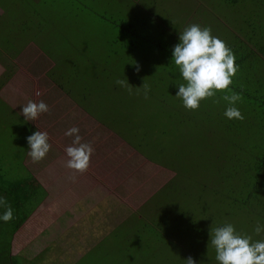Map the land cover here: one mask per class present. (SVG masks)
I'll use <instances>...</instances> for the list:
<instances>
[{
  "label": "rangeland",
  "instance_id": "374dc122",
  "mask_svg": "<svg viewBox=\"0 0 264 264\" xmlns=\"http://www.w3.org/2000/svg\"><path fill=\"white\" fill-rule=\"evenodd\" d=\"M192 24L248 52L230 85L242 120L224 116L223 92L195 111L175 97L172 50ZM248 36L264 38V0H0V51L18 54L0 53L15 68L0 98L24 119L30 100L49 107L27 121L51 144L38 162L10 150L20 131L0 113L2 165L47 192L15 237L17 264H217L210 230L225 222L264 239V55ZM72 127L94 149L83 173L66 167Z\"/></svg>",
  "mask_w": 264,
  "mask_h": 264
},
{
  "label": "clouds",
  "instance_id": "9594fccd",
  "mask_svg": "<svg viewBox=\"0 0 264 264\" xmlns=\"http://www.w3.org/2000/svg\"><path fill=\"white\" fill-rule=\"evenodd\" d=\"M179 42L172 50V64L179 69L184 83L178 85L176 98L182 100L187 110H198L201 102L215 98L217 92L225 93L223 99L227 107L224 116L227 119L242 120L244 117L236 106L241 100L240 93L233 91V77L238 72L234 52L219 37L212 34L210 27L192 24L179 32ZM120 87L131 89L127 78L116 80ZM145 99L149 89L143 84ZM38 94V93H37ZM49 112L48 105L43 102L29 101L22 107L25 121H35ZM80 129L72 127L65 132L66 136L74 137L72 146L65 149L69 158L66 167L76 172L87 171L93 154L91 144L82 143ZM29 150L27 154L33 161L46 157L51 149L47 132L36 131L27 137ZM0 223H8L13 219L14 210L4 197H0ZM257 236L264 233V224L257 221L254 228ZM209 246L215 250L217 264H264V239L254 240L251 235L237 231L232 223L225 222L222 226L210 230ZM186 264H196L189 257Z\"/></svg>",
  "mask_w": 264,
  "mask_h": 264
},
{
  "label": "trees",
  "instance_id": "16d2710c",
  "mask_svg": "<svg viewBox=\"0 0 264 264\" xmlns=\"http://www.w3.org/2000/svg\"><path fill=\"white\" fill-rule=\"evenodd\" d=\"M242 0H222L229 5H236ZM264 38H256L248 36L244 41H241L247 48L249 45H253L257 48V51L264 55ZM249 49V48H248ZM231 50L234 52L236 57V64L238 65V70L241 66H244V63L250 60V56L247 55L248 52L243 51V46L232 47ZM242 51V54H241ZM252 53V59L254 61L259 62L258 54L255 52ZM50 55V54H49ZM256 57V59H254ZM245 58L247 59L245 61ZM55 68V67H54ZM53 68V70H54ZM52 70V71H53ZM50 72V75L52 73ZM53 74V73H52ZM9 77V74H7ZM64 73H61V77ZM66 75V74H65ZM53 77V75H51ZM62 79V78H61ZM54 82L57 83L58 87L66 91L64 89V84L59 79H54ZM4 81L1 80L0 84L3 85ZM241 92V91H240ZM68 94H71L67 91ZM9 109L7 114L11 124L13 126H17L20 132L18 134H14L13 136L9 134L8 143L11 144L10 150L16 151L21 150L25 155V151L28 148L27 137L36 132V128L30 125L25 119L20 116L19 113L12 111L11 108L7 104L0 103V113ZM3 137H0V152L3 150ZM16 148V149H15ZM24 148V149H23ZM3 159L0 158V197H4L6 201L12 206L14 213L13 219L8 223H0V231L1 229L4 231V234H7V242L6 245L0 246V264H17V257L13 255V243L15 237L19 233V230L22 226L31 218L33 213L38 209V207L44 202L47 197V192L42 188V186L37 182V180L29 176L28 180L23 181L20 179L19 174H10L7 171L6 165H2ZM163 166V165H161ZM165 167V166H163ZM263 169H257L255 179H259L262 175ZM167 189V188H166ZM170 188L167 189L169 191ZM246 189V187H245ZM251 197L255 196V191L250 194ZM2 211V210H0ZM1 240V239H0Z\"/></svg>",
  "mask_w": 264,
  "mask_h": 264
},
{
  "label": "crops",
  "instance_id": "0c3cea01",
  "mask_svg": "<svg viewBox=\"0 0 264 264\" xmlns=\"http://www.w3.org/2000/svg\"><path fill=\"white\" fill-rule=\"evenodd\" d=\"M29 47V46H28ZM36 48V50H34V53H33V55L31 56V57H41V55H43L44 54V56H46V57H49L50 55L49 54H46L45 52H43V51H41L40 50V48L39 47H37V46H33V48ZM32 48V49H33ZM0 53H3V54H6V55H8L9 57L8 58H10V57H12V56H17L18 54H16V53H10V52H8V51H3V50H1L0 51ZM43 53V54H42ZM22 54V53H21ZM20 54V55H21ZM24 54V53H23ZM22 54V55H23ZM21 55V56H22ZM12 61H13V58H11V64H10V66H12V70H10L9 69V64H8V62L6 61V60H0V79H1V77H3L1 74L2 73H4V72H7V73H9L10 71H14V67H13V63H12ZM15 64V63H14ZM16 65V64H15ZM17 66V65H16ZM1 81V80H0ZM4 81V80H3ZM4 84V83H3ZM3 88H4V85H1L0 84V93H1V91L3 90ZM0 103H2V104H7L6 103V101H4L2 98H0ZM133 149V148H132ZM135 150V149H134ZM136 151V150H135ZM137 152V151H136ZM139 155H141V154H139Z\"/></svg>",
  "mask_w": 264,
  "mask_h": 264
}]
</instances>
